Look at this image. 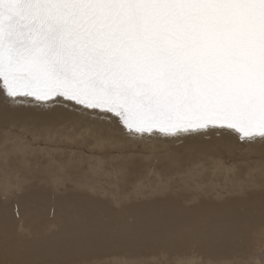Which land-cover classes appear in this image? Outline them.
<instances>
[{
    "label": "snow or ice",
    "instance_id": "obj_1",
    "mask_svg": "<svg viewBox=\"0 0 264 264\" xmlns=\"http://www.w3.org/2000/svg\"><path fill=\"white\" fill-rule=\"evenodd\" d=\"M18 6L74 11L52 23ZM33 109L73 134L0 138V264H142L100 258L142 245L174 257L155 264H264V0H0V127ZM212 136L248 159L243 178L217 161L214 201L178 203L176 177L135 151ZM192 241L233 258H183Z\"/></svg>",
    "mask_w": 264,
    "mask_h": 264
},
{
    "label": "bare ground",
    "instance_id": "obj_2",
    "mask_svg": "<svg viewBox=\"0 0 264 264\" xmlns=\"http://www.w3.org/2000/svg\"><path fill=\"white\" fill-rule=\"evenodd\" d=\"M12 119L13 122L7 127H0V138L5 135L13 134L23 135L27 138L28 134L31 136L30 141L35 139L39 147L43 148L47 144L49 147L55 148L59 147L60 145L53 146L52 143L59 144L58 142L62 135L73 134V130L71 129L70 125H66L53 118L43 109H33L31 111L22 112ZM16 128H18V130L20 129L22 133H15L13 129ZM28 138L30 137L28 136ZM136 147H143L150 153L148 156L144 153L147 158L146 161L144 158L142 159V157L139 161L145 172H151L154 174L159 173L165 177H176L177 185L181 188V190L175 193V199L180 204H183L185 199L197 196L200 197L202 201H214L215 191H213V189L222 187L226 180V175L223 172H218L216 170L217 161H223L226 167L235 166L240 173V178H243L247 174L245 160L241 165L239 164L241 159L237 161L238 158L235 161L233 160L234 164L231 165H227L224 160L225 152L232 159L238 155L240 158L246 159V162H248L243 150L230 151L229 148L225 146L224 142L219 140L216 136L205 138L198 142L176 141L175 143H171L164 142L162 140H155L150 141L147 144L141 143ZM170 154H175L177 159H171ZM110 156H112V154H109V157ZM36 158H39L44 164L49 163V157L47 154H42ZM66 158L67 154L64 152L56 151L52 153V159L56 160L57 162L65 160ZM109 162L113 165L119 163V161H113L111 159H109ZM193 170H195L197 174L190 178L192 181V190H184L181 180L189 178L184 177L182 174L192 172ZM196 185H204L205 191H196ZM45 211L46 215L49 217H51L53 213L56 214L55 218L51 220L52 223H55L59 216V209L50 207ZM21 214L25 215V209L23 206L21 207ZM259 247L260 244L257 240L253 248V251L257 253V259H259ZM126 253L127 256L125 255ZM181 255L186 259H216L223 262L233 258L234 253L230 248L227 247H217L210 250L207 247L202 246L200 242L192 241L186 244L183 249H181ZM110 256H113V259L132 258L141 261L142 264H152L153 261L155 262L160 259L174 258L171 255L162 256V254L151 245H142L132 250L121 248H106L101 250V259H108Z\"/></svg>",
    "mask_w": 264,
    "mask_h": 264
},
{
    "label": "water",
    "instance_id": "obj_3",
    "mask_svg": "<svg viewBox=\"0 0 264 264\" xmlns=\"http://www.w3.org/2000/svg\"><path fill=\"white\" fill-rule=\"evenodd\" d=\"M15 11L18 14H24L22 18L27 20L37 19L56 23L60 19L67 18V15L74 10L18 6Z\"/></svg>",
    "mask_w": 264,
    "mask_h": 264
},
{
    "label": "rangeland",
    "instance_id": "obj_4",
    "mask_svg": "<svg viewBox=\"0 0 264 264\" xmlns=\"http://www.w3.org/2000/svg\"><path fill=\"white\" fill-rule=\"evenodd\" d=\"M14 131H15V133H17V134H21L22 132H21V130L19 129L18 130V128H16V129H13ZM28 136L30 137V138H28ZM27 139L28 140H30L31 139V136L30 135H28L27 134ZM38 144V143H37ZM43 144V143H42ZM41 144V145H42ZM43 145H45V144H43ZM52 145L53 146H56V145H59V144H54V143H52ZM51 145V146H52ZM61 146V145H60ZM218 146H219V144H218ZM220 147V146H219ZM137 149H135V151L138 153V155L140 156V157H142V159L144 158L145 159V161L147 160V158H146V155L148 156L150 153H149V151H147V149H144L143 147H136ZM142 148V149H141ZM140 152V153H139ZM146 155H145V154ZM110 154H112V155H114L113 153H110ZM237 158H238V160H237ZM241 159V160H240ZM210 160H211V158H210ZM224 160H225V162H226V164L227 165H231V164H234L233 162L235 161V160H237V161H239L240 160V162H239V164L241 165L243 162H244V160H245V166H247V164H248V162H246L247 160L246 159H243V158H240L238 155L237 156H235L234 157V159H232L231 157H229L228 156V154L227 153H225L224 152ZM234 160V161H233ZM112 257V258H111ZM109 258H111V259H113V256H110ZM108 258V259H109ZM107 259V258H106ZM156 262V261H155ZM155 262L153 261L152 262V264H155ZM147 264H149V263H147Z\"/></svg>",
    "mask_w": 264,
    "mask_h": 264
}]
</instances>
